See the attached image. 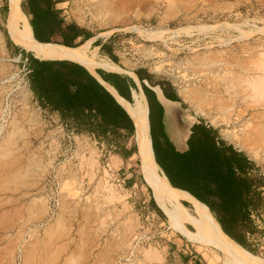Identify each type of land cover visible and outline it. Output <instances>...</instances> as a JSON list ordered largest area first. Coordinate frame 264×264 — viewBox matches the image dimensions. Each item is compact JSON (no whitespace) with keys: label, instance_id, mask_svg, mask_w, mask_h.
<instances>
[{"label":"rangeland","instance_id":"374dc122","mask_svg":"<svg viewBox=\"0 0 264 264\" xmlns=\"http://www.w3.org/2000/svg\"><path fill=\"white\" fill-rule=\"evenodd\" d=\"M6 1L0 0V264H230L151 209L133 135L121 132L118 144L107 145L69 131L38 105L6 29ZM59 1L67 23L111 45L118 69H145L153 84L169 83L192 119L217 129L264 174V128L244 141L240 128L224 123L229 106L211 99L213 87L225 84L222 72L238 64L262 67L257 74L264 77V0ZM150 32L161 37L147 40ZM89 51L111 61L92 43ZM247 103L245 120L264 115V106ZM258 121L264 124V116ZM123 148L131 151L126 157ZM256 244L254 256L264 260V234Z\"/></svg>","mask_w":264,"mask_h":264},{"label":"trees","instance_id":"16d2710c","mask_svg":"<svg viewBox=\"0 0 264 264\" xmlns=\"http://www.w3.org/2000/svg\"><path fill=\"white\" fill-rule=\"evenodd\" d=\"M26 1L21 0L20 7L37 42L49 40L57 34L45 44L76 48L94 37L74 22L64 23L60 11L53 8L59 0H37L44 9L33 12L27 10ZM2 9L7 10V5ZM78 38L80 41L75 43ZM92 45L117 63L111 45L102 43L100 39ZM14 48L25 60L26 80L34 99L43 110L56 113L69 131L87 133L107 145L118 144L124 136L121 132L126 136L133 135L134 127L125 111L83 66L67 60H40L31 52L17 46ZM96 74L120 97L132 102L130 92L137 87L130 77L102 69H97ZM134 74L147 100L150 118L151 102H158V91L161 90L169 99L165 91L173 88L169 83L153 84V77L145 69L135 70ZM173 97L177 100L175 95ZM151 137L155 163L171 187L188 193L207 207L222 232L255 255L256 243L264 234L258 224L260 222L264 228V174L255 162L222 139L217 129L203 122L190 127L184 151H177L166 143L158 153ZM122 150V157L131 153L124 148ZM149 204L155 213L162 216L152 197ZM182 204L192 213L190 204ZM186 258L183 259L185 262L188 261Z\"/></svg>","mask_w":264,"mask_h":264},{"label":"bare ground","instance_id":"6f19581e","mask_svg":"<svg viewBox=\"0 0 264 264\" xmlns=\"http://www.w3.org/2000/svg\"><path fill=\"white\" fill-rule=\"evenodd\" d=\"M20 3L21 0H7L6 29L16 45L31 52L41 60H67L79 63L92 72L96 68L121 71L113 62L97 59L95 52L92 51L90 54L92 39L77 48L38 44L33 39L32 29L21 10ZM131 29L142 34V30L140 31L137 27L133 26ZM160 37L157 33L150 32L147 35V40L155 41ZM235 67L236 71L222 72L220 78L225 84L221 89L213 87L211 99L214 103L218 102L221 109L224 106H229L222 110L225 116L224 123L233 129L240 128L243 132L244 141L249 143L253 142L259 136V131L264 128V124L258 121L264 115L256 112L253 115L250 113L251 117L245 120L246 111H250L249 108H252L249 106L250 104L248 105V100L254 104V107L264 106V77L257 74L260 69L262 70V67L257 66L252 70L249 65L245 64H238ZM90 71L89 73H91ZM250 71L255 74L250 76L248 73ZM91 74L99 79L97 75ZM141 94L135 91L131 103L121 102V104L134 124L137 154L142 160L145 178L151 189L152 197L159 210L165 214L164 216H166L171 227L191 244L202 245L219 251L230 264H264L263 259L248 253L225 235L207 207L195 198L185 193H179L171 187L153 157L149 137L148 110L142 98L143 94L142 96ZM233 135L236 136V134L231 136L233 137ZM182 201L191 205L192 213L182 205ZM187 225L193 230L190 231Z\"/></svg>","mask_w":264,"mask_h":264},{"label":"crops","instance_id":"0c3cea01","mask_svg":"<svg viewBox=\"0 0 264 264\" xmlns=\"http://www.w3.org/2000/svg\"><path fill=\"white\" fill-rule=\"evenodd\" d=\"M51 1L54 2L55 0H51ZM39 3L40 2L37 1V0H27L25 2V5L27 7V10H29L30 12H33L35 10H43L44 9L43 4L40 5ZM58 5H59V3L53 4V8L60 11V9L58 8ZM31 17L32 16L30 15L29 19ZM60 17L63 19L65 24H68L65 21V18L62 17L61 13H60ZM32 35H33V33H32ZM54 36H57V34L53 35L49 40H43V42H40V43H39V41L37 42V40H35L34 37H33V39L40 45H54V46L64 47V45L62 46V45H57V44H45V43H49ZM59 38H60V41H61V37L60 36H59ZM95 38L96 37H92L91 38L92 39V42H91L92 44H93V42H95L97 40V38L96 39ZM91 39H89V40H91ZM79 41H80V38H78L75 41V43H78ZM66 48H68V47H66ZM94 48L99 49V47H94ZM77 64H79V63H77ZM81 66H83V65H81ZM83 67H85V66H83ZM97 69H102L103 71L108 72V73H116V74H119V75H122V76L130 77L133 80V82L135 83L136 87H137L136 90L131 89L130 93H131L132 101H133L132 94L135 91H137V90L139 91V93H140V90L142 91L141 85H140V82H139L138 78L136 77V75L134 73H132L130 71L124 70L121 67H119V69L121 70L120 72L113 71V69H108L107 70V69H104V68H96L92 72L88 68H86V70H88V72L90 71L91 73H93L95 75H97L96 74V70ZM91 73H89V74L92 75ZM97 76H98L99 79H97L94 76L93 77L114 98L116 103L125 111V113L129 117L127 111L123 108V106L121 104V102H123V103H129V102L126 101L125 99H123L122 97H120L118 95V93L115 91V89L110 84L104 82L99 77V75H97ZM154 89H156V88H154ZM165 92H166V96L169 99H167L165 97L164 93L161 90H159L158 93H157V101H158L157 103L158 104L156 102H153V101L151 102L150 118H148L149 137H150V140H151V149H152V139H151L152 137L151 136H153L154 145H155V148H156L158 153L162 152V150L165 147L166 143H170L171 145H173L177 151H184L187 148L186 147V141H187L188 136L190 134V127L193 124H199L201 121H198L196 119H192V117L189 115L188 109L185 106V103L183 102V100L181 99L179 93L176 90L171 89V90H166ZM142 94H143V92H142ZM142 94H141V96H142ZM174 95L177 97V100H176V98L173 97ZM143 96H144V94H143ZM143 96H142V98H143V100H144V102H145V104L147 106V110H148V114H149V108H148L147 100H146L145 96L144 97ZM129 119L131 120L130 117H129ZM203 123L205 125L209 126L205 122H203ZM132 124H133V122H132ZM133 127H134V125H133ZM133 135H134V133H133ZM134 143H135V146H136L135 135H134ZM136 148H137V146H136ZM152 153H153V157H154L153 149H152ZM162 174H163V172H162ZM176 191L179 192V193H185V194L189 195L188 193H186L184 191H179V190H176ZM189 196H191V195H189ZM182 202H184V201H182Z\"/></svg>","mask_w":264,"mask_h":264},{"label":"water","instance_id":"95a60500","mask_svg":"<svg viewBox=\"0 0 264 264\" xmlns=\"http://www.w3.org/2000/svg\"><path fill=\"white\" fill-rule=\"evenodd\" d=\"M96 39V38H95ZM94 39V40H95ZM10 40H11V38H10ZM12 41V40H11ZM13 42V41H12ZM14 43V42H13ZM15 44V43H14ZM16 45V44H15ZM23 50H25V49H23ZM26 51V50H25ZM28 52V51H27ZM35 57V56H34ZM35 58H37V57H35ZM41 60V59H40ZM139 88V87H138ZM140 89V88H139ZM140 93H142V91L140 90ZM132 97H133V94H132ZM134 125V124H133ZM153 198V197H152ZM153 200H154V198H153ZM154 202H155V200H154ZM155 204H156V202H155ZM156 206H157V204H156ZM158 207V206H157ZM159 208V207H158ZM231 239V238H230ZM232 240V239H231ZM233 241V240H232ZM234 242V241H233ZM236 245H238L236 242H234ZM239 246V245H238ZM239 247H241V246H239ZM242 248V247H241ZM243 249V248H242Z\"/></svg>","mask_w":264,"mask_h":264}]
</instances>
